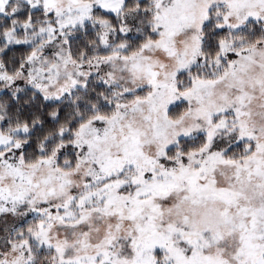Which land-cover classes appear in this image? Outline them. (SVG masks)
Segmentation results:
<instances>
[{
	"label": "snow or ice",
	"instance_id": "6c2138e0",
	"mask_svg": "<svg viewBox=\"0 0 264 264\" xmlns=\"http://www.w3.org/2000/svg\"><path fill=\"white\" fill-rule=\"evenodd\" d=\"M0 264H264V0H0Z\"/></svg>",
	"mask_w": 264,
	"mask_h": 264
}]
</instances>
